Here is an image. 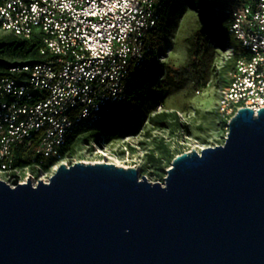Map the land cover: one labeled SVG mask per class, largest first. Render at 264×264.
I'll use <instances>...</instances> for the list:
<instances>
[{
    "label": "water",
    "instance_id": "water-1",
    "mask_svg": "<svg viewBox=\"0 0 264 264\" xmlns=\"http://www.w3.org/2000/svg\"><path fill=\"white\" fill-rule=\"evenodd\" d=\"M167 173L79 161L0 181V264H264V108Z\"/></svg>",
    "mask_w": 264,
    "mask_h": 264
},
{
    "label": "built area",
    "instance_id": "built-area-1",
    "mask_svg": "<svg viewBox=\"0 0 264 264\" xmlns=\"http://www.w3.org/2000/svg\"><path fill=\"white\" fill-rule=\"evenodd\" d=\"M234 1L229 31L251 58L238 62L242 76L219 97L217 112L228 127L242 107L264 108V0ZM168 2L0 0V32L38 36L43 57L0 75V181L49 182L67 164L63 147L77 128L127 100ZM228 52L227 60L234 57ZM40 157L52 164L42 168Z\"/></svg>",
    "mask_w": 264,
    "mask_h": 264
},
{
    "label": "rangeland",
    "instance_id": "rangeland-1",
    "mask_svg": "<svg viewBox=\"0 0 264 264\" xmlns=\"http://www.w3.org/2000/svg\"><path fill=\"white\" fill-rule=\"evenodd\" d=\"M202 26L198 12L185 0H169L166 18L160 28L157 45V69L141 91L129 100L135 109L127 132L109 140L106 135L98 142L75 145L67 153L68 165L75 162H112L123 167H136L149 181L165 184L167 171L181 153L224 144L229 127L218 115V102L225 87L224 69L228 49L208 42L202 57L203 80L197 86L192 79L174 83L168 88L159 82L172 70L189 61L192 34ZM4 33L0 32V38ZM12 62L22 58L7 55ZM178 113L184 128L165 129L153 126L150 117L158 110Z\"/></svg>",
    "mask_w": 264,
    "mask_h": 264
},
{
    "label": "trees",
    "instance_id": "trees-1",
    "mask_svg": "<svg viewBox=\"0 0 264 264\" xmlns=\"http://www.w3.org/2000/svg\"><path fill=\"white\" fill-rule=\"evenodd\" d=\"M186 3L200 16L202 26L195 31L189 38L190 52L188 63L171 73L159 82V87L168 88L174 83H183L187 79H192L197 86H200L203 80L202 75V57L207 49L208 42H212L223 49L232 48L234 57L227 60L224 69L225 86H232L237 80V76H242L239 70L238 62L246 55L249 60L250 55L242 48L240 42L231 35L229 26L231 24V11L234 7V0H185ZM169 2L163 11V16L159 25L152 31L151 51L147 53L142 65L135 69L134 77L129 84L128 98L124 103L118 104L108 112L104 119L87 126L77 128L75 133L68 138L67 145L63 147V152L67 153L78 144H90L98 142L106 135L109 140L123 136L134 118L135 109L128 106L132 97L142 90L143 85L152 77L157 69L156 50L160 43V28L166 18ZM42 43L38 36L31 39H21L14 34H4L0 38V75L8 72L9 68L24 62H41L43 57L40 55ZM7 55L19 56L21 61L12 62L6 59ZM234 75V76H233ZM153 126L165 129L184 128L185 125L180 120L178 113L168 111H158L150 117ZM52 158H38L42 160V168H48L52 164ZM31 160L23 161L25 163ZM21 162L22 161H18Z\"/></svg>",
    "mask_w": 264,
    "mask_h": 264
}]
</instances>
